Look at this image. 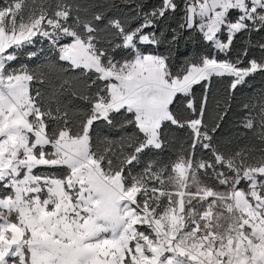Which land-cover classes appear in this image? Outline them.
Returning a JSON list of instances; mask_svg holds the SVG:
<instances>
[{
  "label": "snow or ice",
  "instance_id": "6c2138e0",
  "mask_svg": "<svg viewBox=\"0 0 264 264\" xmlns=\"http://www.w3.org/2000/svg\"><path fill=\"white\" fill-rule=\"evenodd\" d=\"M134 4L135 27L103 11L82 15L113 0L0 4V264H264V96L242 125L261 146L230 152L214 140L219 123L204 119L207 97L198 114L188 101L184 122L170 107L201 81L227 78L231 91L264 74V43L259 58L247 49L227 58L238 36L264 32V0ZM177 15L169 43L197 33L213 52L174 69L143 46H159L157 26ZM38 40L68 64L49 67L76 73L47 99L32 88L45 73L20 63L38 57ZM69 92L83 104L75 120L72 100L60 99ZM117 114L132 131L101 152L93 125ZM166 122L190 130L192 151L161 167L147 158L162 149Z\"/></svg>",
  "mask_w": 264,
  "mask_h": 264
},
{
  "label": "trees",
  "instance_id": "16d2710c",
  "mask_svg": "<svg viewBox=\"0 0 264 264\" xmlns=\"http://www.w3.org/2000/svg\"><path fill=\"white\" fill-rule=\"evenodd\" d=\"M5 0H0L3 4ZM82 4L99 3V0H79ZM138 2V0H136ZM145 4L150 8L152 5H158L160 0H144ZM182 2V0H181ZM115 7L108 9L90 8L87 13L82 15L91 18L92 13L103 11L105 17L119 18L122 20H129L132 27L136 26L137 21L132 19L136 13L134 11V0H113ZM107 20H105V23ZM180 16L163 21L157 26V35L161 32L164 33L162 41L159 46L145 45L144 49L147 51L162 54L169 57V61L174 69H179L185 66L188 62L197 60L201 55L212 54L213 50L208 47L206 42L200 39L197 33H185L183 38L176 43H169L171 40V30L178 27L180 23ZM103 27V24L100 25ZM264 43V32L260 33H245L238 36L234 42L232 50L228 53L227 58L235 60L237 57L243 58L245 49L248 51L249 57L259 58L260 50L258 45ZM31 50L38 52V57L32 60H27L26 57H21L20 63H27L30 68L45 73L44 83L34 82L32 85L33 94L36 89H39L47 99L52 95L54 90L58 89L63 83V79L72 78L76 73L69 70L66 73L60 71L57 67H49L48 65H62L68 68L67 62L58 61V56L54 50L51 49L46 40H38L35 47ZM127 55L126 52H117L116 59H122ZM220 59H224L225 54H219ZM67 87V85H65ZM264 96V74L257 73L252 77L247 78L246 83L239 85L235 90H229V80L227 78L213 77L210 81H201L193 85L191 95L185 97L178 94L173 104L170 106L174 115L184 122L189 119L193 113L191 109L187 108L189 100L192 101L193 106L198 110L201 104L207 97V105L205 112V121L209 124L219 123L214 140L217 146L224 152L235 151L238 148L244 147H260V141L253 135L252 132L243 128L244 118L249 114L251 106L257 103L260 98ZM61 100H72L68 104L69 116L73 120L76 119L74 110L83 107L81 101L73 99L71 93L61 95ZM249 105V108H245ZM124 116L115 115L113 124L109 125L105 121H97L92 129V143L94 148L99 149L101 152L105 148L111 147L114 149L119 148L121 137L126 133L131 132V126L122 128L121 124ZM189 129L182 128L178 125H173L166 122L162 126L161 138L164 142L162 149L154 150L147 159L157 162L158 166L171 165L173 161L185 153H191L190 147L191 140L189 136ZM209 154L199 148L196 149L195 156L197 159L207 158ZM43 170V169H42ZM139 171V168L136 169ZM205 179L204 177H201ZM205 182L207 180L205 179Z\"/></svg>",
  "mask_w": 264,
  "mask_h": 264
}]
</instances>
